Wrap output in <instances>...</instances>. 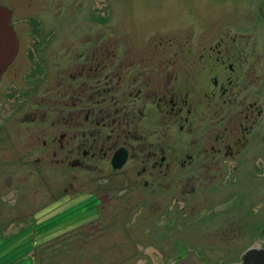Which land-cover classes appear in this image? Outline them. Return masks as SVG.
<instances>
[{
  "label": "rangeland",
  "instance_id": "obj_1",
  "mask_svg": "<svg viewBox=\"0 0 264 264\" xmlns=\"http://www.w3.org/2000/svg\"><path fill=\"white\" fill-rule=\"evenodd\" d=\"M0 8L20 42L0 81V264H177L187 251L240 264L264 249V0Z\"/></svg>",
  "mask_w": 264,
  "mask_h": 264
},
{
  "label": "water",
  "instance_id": "obj_2",
  "mask_svg": "<svg viewBox=\"0 0 264 264\" xmlns=\"http://www.w3.org/2000/svg\"><path fill=\"white\" fill-rule=\"evenodd\" d=\"M11 20L12 12L0 8V81L15 62L19 52V43ZM126 160V150H119L113 159L114 168L121 169ZM262 234L264 235V230ZM200 260L194 251H187V258L177 264H201ZM240 264H264V249L255 248L247 251L241 258Z\"/></svg>",
  "mask_w": 264,
  "mask_h": 264
},
{
  "label": "flooded vegetation",
  "instance_id": "obj_3",
  "mask_svg": "<svg viewBox=\"0 0 264 264\" xmlns=\"http://www.w3.org/2000/svg\"><path fill=\"white\" fill-rule=\"evenodd\" d=\"M12 20H13V13H12ZM12 20H11V25H12V27H13V24H12ZM14 28V27H13ZM14 31H15V28H14ZM16 36H17V39H18V34H16ZM18 43H19V51H20V42H19V39H18ZM219 44V45H218ZM216 46H207V45H204L203 47H205V48H203V49H206V47H208V48H210V49H212V50H214V49H218V48H220V43H218ZM18 55H19V52H18ZM18 55H17V57H18ZM17 59V58H16ZM16 61V60H15ZM218 61H220V60H218ZM15 63V62H14ZM13 63V64H14ZM10 69V68H9ZM8 69V70H9ZM228 71L229 72H234V69H233V67L232 66H229V68H228ZM6 74V73H5ZM4 74V75H5ZM74 79H77L76 77H73ZM3 79V78H2ZM108 81H106V83H107ZM214 83H215V85L217 86L218 85V81H217V79H215V81H214ZM229 84H230V86L232 85L231 84V82H229ZM105 87H107V86H105ZM91 88H95L94 86H91ZM105 91V90H104ZM106 93L108 92H110V91H105ZM141 93V92H140ZM140 93H139V95H140ZM99 94H102V91L99 89ZM94 97V96H93ZM85 122H86V124L87 123H89L90 122V116L88 115V116H86V119H85ZM93 125H95V123H92V127H94L95 128V126H93ZM95 140V139H94ZM121 149H124V150H126L125 148H121ZM121 149H119V150H121ZM119 150H117L116 151V153L119 151ZM127 151V150H126ZM219 152H221V151H219ZM230 152H231V155L234 157V153L232 152V150L230 149ZM116 153L113 155V157L116 155ZM87 154H88V151H84V153H83V157H86L87 156ZM221 154V153H220ZM220 154L218 155V156H220ZM113 157H112V159H111V161L113 160ZM128 159H129V155H128V151H127V160H126V163L128 162ZM79 162V161H78ZM192 161H191V159L189 158V163H191ZM80 163V162H79ZM126 163L124 164V165H126ZM111 164H112V162H111ZM174 165V166H173ZM181 165V167H187V166H185V163L184 164H180ZM163 167V166H166V160H165V158H162V160H161V164L159 163H155V168H157V167ZM171 166H173V167H175V163L173 162V163H170V164H167V170L169 171H172L173 173H174V171L173 170H171ZM145 172V171H144ZM161 173H162V171H161ZM172 178H173V180H172V183H173V185L174 186H172L173 187V190H175V189H178V187H179V185H181V183H182V181H179V182H177V180H176V177L174 176V175H172L171 176ZM176 183H177V185H176ZM171 186H169V188H170ZM182 190H183V188H182ZM193 192L192 193H194L195 192V188L192 190ZM191 193V194H192ZM188 195H190V193H188ZM185 198V197H184ZM183 200H182V198H181V200L180 201H178L177 200V197H174V196H172V198H171V204H170V206L172 207V209L175 207H177V206H179L180 205V207H182V209H184V207H183Z\"/></svg>",
  "mask_w": 264,
  "mask_h": 264
}]
</instances>
